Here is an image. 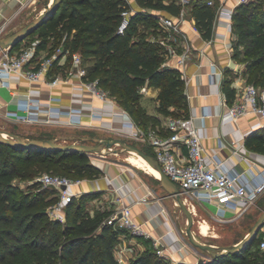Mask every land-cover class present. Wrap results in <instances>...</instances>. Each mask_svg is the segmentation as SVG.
<instances>
[{
    "label": "trees",
    "instance_id": "16d2710c",
    "mask_svg": "<svg viewBox=\"0 0 264 264\" xmlns=\"http://www.w3.org/2000/svg\"><path fill=\"white\" fill-rule=\"evenodd\" d=\"M261 0H250L236 7L233 15V31L238 43H246L245 74L248 82L264 87V10L258 14L255 8ZM145 9L138 10L124 33L118 32L121 12L130 7L128 0H62L57 10L29 36L38 40L39 50L51 42L60 43L71 52H80L88 66V76L98 78L119 105L129 111L137 124L145 129L154 128L161 134L170 130L162 126L159 115L151 114L142 104L141 88L159 89L158 111L164 116L190 115L186 79L182 72L163 65L168 49L159 40L140 33V24L155 20L160 29L159 15H178L182 5L178 0H137ZM190 16L206 39L214 34L217 5L208 0H191ZM20 42L12 49L20 48ZM238 58V53L234 54ZM227 69L223 91L229 102L237 96L234 77ZM174 107L172 109L171 107ZM31 137H55L42 131ZM246 146L264 154V127L253 131L246 138ZM142 146L154 155L153 148ZM26 154V157H24ZM23 158L38 171L60 173L73 172L75 178H93L100 174L91 155L86 152L47 151L27 147L0 144V264H122L115 253L121 235H130L128 229L107 222L111 212L98 210L91 214L86 203L92 194L75 197L66 205V218L61 221L50 218L47 208L49 192L40 189L22 193L15 187L14 175L8 166ZM43 173V172H42ZM62 174V173H60ZM58 196V193H57ZM145 241L151 243L150 238ZM258 241V249L254 245ZM260 237L243 250L225 254L198 264H264V250L259 246ZM127 264H188L169 261L158 255L148 245L131 257Z\"/></svg>",
    "mask_w": 264,
    "mask_h": 264
},
{
    "label": "built area",
    "instance_id": "2783aa9c",
    "mask_svg": "<svg viewBox=\"0 0 264 264\" xmlns=\"http://www.w3.org/2000/svg\"><path fill=\"white\" fill-rule=\"evenodd\" d=\"M248 1L250 0H237L235 5L230 8L226 7L224 1L208 0V4L217 5L216 19L225 17L228 32L233 33V15L236 7ZM178 3L182 5L178 15L157 13L160 29L165 34L162 41L168 49L163 65L179 69L186 79L185 65L193 57L194 50L183 25L189 22V17L191 18L189 13L191 0H178ZM138 10L132 6L122 10L121 21L118 26L119 33H124L128 29L132 16ZM192 18L195 20L194 17ZM192 27L195 31L200 32L195 21ZM6 28L7 22H0V35L6 31ZM225 39H227V35H225ZM206 40L212 43L214 35ZM227 49L231 52L229 42ZM200 53L206 55L204 49H201ZM63 57H70L71 66L65 72L53 75L52 72ZM173 58L176 60L173 61ZM208 65L211 81H220L222 85L228 68L220 66L212 59H209ZM14 76L27 79L30 82L42 81L50 86L62 82L69 83L71 78L78 77L83 87L93 96L119 106L114 112V116H129V120L123 123V127L128 128L127 132L125 130L120 131L119 135L149 144L164 171L178 184L186 202L187 200L201 203L208 201L217 205L218 211L214 217L220 221H228L241 216L264 193V164L251 158L245 143L239 144L233 140L230 157L249 159L252 165L243 170H234L228 166L226 158L223 159L217 152L208 150L198 131L194 117L191 115L186 117L170 116L166 125V128L170 130L168 134H161L154 128L145 129L136 123L129 111L121 107L107 89L101 86L98 78H89L88 66L78 51L71 52L69 49L60 46L54 52L40 55L37 44L0 51V78L2 83L10 85ZM148 89L149 87L144 85L141 92ZM51 100L54 101L53 98ZM52 101L43 103L41 99L29 96L20 102V108L23 111H10L6 116L16 122L47 124L62 123V116H67L64 120L65 123L73 125L83 123V110L81 108L74 106L63 108ZM222 104L228 108L224 119L237 121L241 116L254 114L260 119L258 128L264 127V87L247 83L232 103L223 96ZM101 115L96 111L92 113L93 117ZM111 130H115V127H111ZM253 165L260 167L259 171ZM40 180L44 186L57 190L59 199L50 211L55 218L65 220L67 203L84 193V190L80 188L84 178H72L60 173L44 172L41 174ZM78 186L79 188H77ZM149 193L141 197L140 200H149ZM118 200L122 201L123 197L119 196ZM228 211H232L234 215L228 216ZM107 222L128 229L129 232L134 233L133 236H150L155 246H160L162 243L161 237H153L144 223L137 222L133 218L131 204H124L108 217ZM126 236V234H122L120 237ZM259 246L264 250V226L260 231ZM165 249L162 247L159 252L162 253ZM127 250L128 246L125 244H119L117 247V258L122 264L127 262Z\"/></svg>",
    "mask_w": 264,
    "mask_h": 264
},
{
    "label": "crops",
    "instance_id": "0c3cea01",
    "mask_svg": "<svg viewBox=\"0 0 264 264\" xmlns=\"http://www.w3.org/2000/svg\"><path fill=\"white\" fill-rule=\"evenodd\" d=\"M53 1L0 0V22H7L6 35L21 29L38 17ZM219 1H224L226 7L230 8L235 5L237 0H217V2ZM129 2L132 7L139 9L137 7V0H129ZM194 21L191 16V18L189 17V22L183 25V29L187 33L194 50L193 57L185 65L186 92L189 99L190 115L194 117L198 131L203 137L209 151L217 152L221 158H226L227 164L231 169H246L252 165V162L249 159H240L235 156L230 157L232 153L231 144L233 140H236L239 144L245 143L247 136L258 129L260 119L254 114L241 116L237 121L224 119L228 108L222 104V99L223 96L226 97V94L220 81H211L209 76V59L216 61L220 66H225L229 69L233 68L235 61L232 53L227 49L228 40L232 33L228 32L227 19L225 17H218L214 23V40L212 43H209L200 32L193 29L192 24ZM225 35H227V39H225ZM2 36L5 35H0V37ZM37 43L38 40L36 39L33 44ZM201 49L206 51L207 56L200 53ZM49 52V47L39 50L40 55H45ZM68 58L70 57L60 59L52 72L53 75L65 72L71 66V63H67ZM175 60L173 58V61ZM92 63L93 60L86 61L87 66H90ZM244 80V77L238 76L234 79L233 85L237 88V94L243 89L245 85ZM149 89H153L157 93L159 92V89L156 88ZM29 96L39 98L43 103H49L53 98L54 101L52 102L63 108L74 106L83 110L82 124L73 125L65 123L64 120H66L67 116H62V123L56 124L105 131L113 137H122L119 134L123 130L126 132L128 130V128L123 127V123L129 120V116H114V112L119 106L93 96L83 87L80 79L76 76L71 78L69 83L62 82L53 86L42 81L30 82L17 76L12 78L10 85H6L2 83L0 78V114L5 118H7L6 114L10 111H23L20 108V102ZM147 110L151 114L159 115L162 119V126L166 128L169 116L166 117L159 114L157 108H154V110L147 108ZM93 111L99 112L102 115L93 117ZM111 127H115V130H111ZM55 137L57 136L55 135ZM248 149L251 158L264 164L263 153ZM129 162L152 174L141 159L140 161L130 159ZM94 164L100 169V174L93 178H84L80 186L84 190L83 194L90 193L93 195L87 202L93 206L87 207L91 214H95L98 210H107L113 214L124 204H131L133 218L137 222L144 223L146 229L153 237H161L165 241L175 254V262L197 264L201 258L207 257L199 249L184 240L181 231L177 228L172 217L171 209L173 208L175 199L168 194L157 176L154 175V177H151V181L146 182L136 175L133 170L121 163H111L100 159L94 162ZM253 166L259 171L260 167L257 165ZM148 193L150 194L149 200L141 201V197ZM80 196L77 197L79 198ZM119 196L123 197L122 201L118 200ZM141 237L128 235L121 238L120 245L125 244L128 246V256L130 254L134 255L137 250L147 247L146 237Z\"/></svg>",
    "mask_w": 264,
    "mask_h": 264
},
{
    "label": "rangeland",
    "instance_id": "374dc122",
    "mask_svg": "<svg viewBox=\"0 0 264 264\" xmlns=\"http://www.w3.org/2000/svg\"><path fill=\"white\" fill-rule=\"evenodd\" d=\"M261 6L255 8L254 11L260 14L264 10V0L260 1ZM131 6V4H130ZM137 7L140 9H145L140 3H138ZM158 23L155 20H149L140 24L139 31L140 33L146 32V36L159 40L162 45H164L163 41L164 36L160 34L159 36L153 35L152 31L157 29ZM233 30V29H232ZM7 33L4 32L1 35H6ZM36 41L35 36H27L20 42L21 46H30ZM238 43V35L233 31L232 35L229 38V44L231 46V53L234 58V54L238 53V58H234V66L230 68L232 70L231 76L234 79L238 77L245 78V84L248 82V76L245 74V59H248L250 56L246 54V43H242L241 45ZM60 43L51 42L49 45V51L54 52L60 47ZM71 63L70 58H68L67 63ZM142 97L140 98L143 105H145L148 109L154 110V108L158 107V100H157V91L153 89H148L145 92H142ZM174 109V107H171ZM158 111V108H157ZM159 112V111H158ZM164 116V115H163ZM172 117H177L175 115H171ZM170 117V116H169ZM0 127L7 132L16 133L22 136L31 137L33 134H39L42 131L47 132L49 134H54L57 137H62L65 142H72L73 140L78 139V142H81L79 139L82 136H98L102 138H111L113 137L110 133L105 131L99 130H90L85 129L79 126H72V125H63V124H56V123H27V122H16L13 119L5 118L0 114ZM85 127V126H84ZM128 141L137 144L139 146L148 147L145 142H141L137 139L133 138H126ZM120 147V145L115 146ZM107 156H102L100 154H90L91 159L93 162H97L100 159H104L111 163H121L124 166H127L131 170L134 171L136 175L141 177L144 181L149 182L151 181V177L154 175L149 174L146 170L137 167L130 163V159H135L140 161V159L136 156L131 155V151H123V152H113L112 150L106 149ZM109 151V152H108ZM26 157V154H24ZM131 156V157H130ZM9 170L13 172L14 180L13 183L18 191L22 193H33L34 191L40 189H46L49 192V197L47 199V208L49 212L50 218H55L52 215L51 209L57 203L59 196H57V190L52 187L44 186L43 182L40 180V176L44 170L38 171V166L35 164L30 163L29 159L23 158L18 162H12L8 166ZM60 173L64 175H68L72 178H75L73 172H65L61 171ZM78 198V197H77ZM187 204L193 209L195 222L193 225V229L196 235L203 241L216 244L217 246L225 247L228 245L233 244L234 242H238L245 237L248 231L253 226L254 222L258 218V216L264 211V193L255 201V203L241 216L235 217L234 219L228 221H220L214 217V214L217 213L218 207L217 205L204 201L199 203L198 201L190 202L187 200ZM86 207H93L91 204L86 203ZM88 209V208H87ZM90 211V210H89ZM172 211L173 220L177 226V228L181 231L184 240L190 243L189 238L186 233V226H187V216L181 209L178 203L174 201ZM91 213V212H90ZM96 213V212H95ZM232 211H228L227 215H232ZM65 221V220H61ZM131 236L134 233L129 232ZM260 237V233L258 235ZM143 238V236L141 237ZM146 238L151 239V243H148L150 247L160 256L167 257L169 261L176 260L175 254L171 251L169 246L165 243V241L161 238V245L155 246L152 237L148 236ZM191 244V243H190ZM147 245V247H148ZM165 247L166 249L164 252L160 253L159 249ZM144 249L137 250L134 255H129L127 258V262L131 259V257L136 256L140 252L144 251ZM198 249V248H197ZM254 250L258 249V241L254 245ZM200 250V249H199ZM202 253L207 256V252L200 250ZM115 253L117 251L115 249ZM127 262L125 264H127ZM198 264V263H197Z\"/></svg>",
    "mask_w": 264,
    "mask_h": 264
},
{
    "label": "water",
    "instance_id": "95a60500",
    "mask_svg": "<svg viewBox=\"0 0 264 264\" xmlns=\"http://www.w3.org/2000/svg\"><path fill=\"white\" fill-rule=\"evenodd\" d=\"M61 2L62 0H54L44 12L23 26L21 29L9 35L0 37V51L14 47L32 32H34L45 20L52 16ZM79 139L81 142H78V139L73 140L72 142H65L62 137H26L16 133L7 132L0 127V144H8L15 147H27L47 151L69 150L71 152H86L88 154H100L102 156H107L106 149H109L116 153L123 151H134L143 155L149 163L159 168L161 173L159 181L166 189L168 194L171 195L175 201H177L187 216L188 222L186 226V233L190 243L195 248L207 252V257L201 258L199 262H204L205 260H210L225 254L235 253L243 250L249 243L257 239L262 227L264 226L263 211L254 222L248 234L235 244L221 247L205 242L196 235L193 229L195 222L194 213L182 196L178 184L169 177L158 159L153 154L148 153L141 146L128 141L124 137L102 138L98 136H82ZM118 145H120V147L115 148V146Z\"/></svg>",
    "mask_w": 264,
    "mask_h": 264
},
{
    "label": "bare ground",
    "instance_id": "6f19581e",
    "mask_svg": "<svg viewBox=\"0 0 264 264\" xmlns=\"http://www.w3.org/2000/svg\"><path fill=\"white\" fill-rule=\"evenodd\" d=\"M131 154H133V155H135L136 157H138L139 159H141V161L146 165V167L148 168V170H149L153 175L157 176L158 178L160 177L161 173H160L159 168L156 167V166H154V165H152L151 163H149V162L147 161V159H146L143 155H141V154H139V153H136V152H134V151H131ZM176 203H177V201H176Z\"/></svg>",
    "mask_w": 264,
    "mask_h": 264
}]
</instances>
